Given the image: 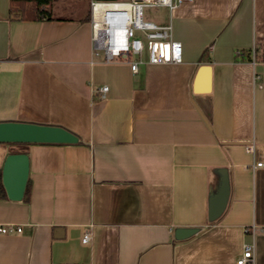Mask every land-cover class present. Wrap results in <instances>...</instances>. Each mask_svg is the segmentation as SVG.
Listing matches in <instances>:
<instances>
[{
	"label": "crops",
	"instance_id": "1",
	"mask_svg": "<svg viewBox=\"0 0 264 264\" xmlns=\"http://www.w3.org/2000/svg\"><path fill=\"white\" fill-rule=\"evenodd\" d=\"M159 7L150 20L172 22L182 60L145 52L134 71L94 53L89 0H50L52 19L0 0V121L80 138L0 141L1 174L27 153L31 189L0 197V225L23 228L0 233V264H237L250 242L248 264H264V0ZM223 169L230 197L210 221ZM179 227L199 232L178 240Z\"/></svg>",
	"mask_w": 264,
	"mask_h": 264
},
{
	"label": "built area",
	"instance_id": "2",
	"mask_svg": "<svg viewBox=\"0 0 264 264\" xmlns=\"http://www.w3.org/2000/svg\"><path fill=\"white\" fill-rule=\"evenodd\" d=\"M185 0H89L91 41L94 53L103 54L107 62L119 57L125 58L134 71L144 62L147 52L151 63H178L182 60L181 43L173 38V25L159 24L144 18V7L165 6L174 11ZM143 35L144 37L140 36ZM136 57L135 59H132ZM108 85L99 88L105 97ZM253 151L254 145L247 148ZM263 166L264 162H257ZM22 226L9 223L0 225V233L21 232ZM255 232V227L251 229ZM83 242L91 240V233L86 232ZM254 242L247 243L237 264H248L254 261Z\"/></svg>",
	"mask_w": 264,
	"mask_h": 264
},
{
	"label": "water",
	"instance_id": "3",
	"mask_svg": "<svg viewBox=\"0 0 264 264\" xmlns=\"http://www.w3.org/2000/svg\"><path fill=\"white\" fill-rule=\"evenodd\" d=\"M79 136L59 125H48L24 121H0V141L3 142H52L75 143ZM30 160L27 153H11L3 167L2 180L8 197L22 200L29 179ZM223 183L217 195L209 204V220H218L228 205L231 184L227 169L222 170ZM199 232L197 227H179L175 231L178 240H185Z\"/></svg>",
	"mask_w": 264,
	"mask_h": 264
},
{
	"label": "trees",
	"instance_id": "4",
	"mask_svg": "<svg viewBox=\"0 0 264 264\" xmlns=\"http://www.w3.org/2000/svg\"><path fill=\"white\" fill-rule=\"evenodd\" d=\"M13 8L11 12L18 11L22 18L25 19H52L50 11V0H12ZM260 58L264 61V47L260 55ZM30 182L28 181L24 198L29 200L30 198ZM7 193L3 184L2 174L0 172V197H6ZM72 264V263H66Z\"/></svg>",
	"mask_w": 264,
	"mask_h": 264
},
{
	"label": "rangeland",
	"instance_id": "5",
	"mask_svg": "<svg viewBox=\"0 0 264 264\" xmlns=\"http://www.w3.org/2000/svg\"><path fill=\"white\" fill-rule=\"evenodd\" d=\"M161 14V8L159 6H146L144 7V18L151 19ZM144 37L143 35H140Z\"/></svg>",
	"mask_w": 264,
	"mask_h": 264
}]
</instances>
